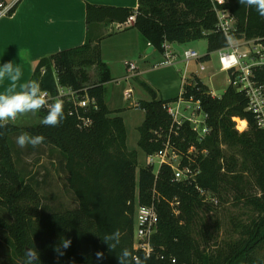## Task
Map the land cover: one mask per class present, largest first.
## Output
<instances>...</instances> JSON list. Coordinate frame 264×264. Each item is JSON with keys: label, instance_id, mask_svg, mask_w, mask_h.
<instances>
[{"label": "trees", "instance_id": "16d2710c", "mask_svg": "<svg viewBox=\"0 0 264 264\" xmlns=\"http://www.w3.org/2000/svg\"><path fill=\"white\" fill-rule=\"evenodd\" d=\"M228 2L226 7L236 19L232 37L264 38V17L238 0ZM0 5L7 6L3 0ZM17 7L18 3L7 15L12 16ZM137 11L133 26L143 46L151 45L160 53L165 42L187 44L206 39L208 54L201 61L207 62L212 53L228 45L217 31L211 0H138ZM133 12L88 4V30L92 24L124 23ZM90 35L82 46L42 58L30 80L39 81L42 90L53 94L58 83L79 92V99L88 95L94 102L83 108L64 101L65 118L54 128H20L10 122L0 128V209L11 218L0 219V227L9 236L14 257L29 264L27 249H37L40 259L35 264H118V256L123 264H264V130L247 111L246 95L229 86L221 98H214L194 77L186 86V97L201 102L212 132L199 143L187 122L174 142L183 153L191 146L196 148L184 163L198 170V175L190 182L175 181L169 167L163 166L156 176L151 166H145L137 179L138 153L127 148V131L119 116L123 110L112 111L107 106V85L113 79L102 60L100 39L95 41ZM257 76L264 83V72ZM142 85L152 100L137 105L145 113L138 128V147L150 156L163 147L164 139L156 133H168L171 118L164 105L175 99L163 100L149 84ZM39 114L44 117L47 109ZM235 118L247 121L248 130L238 132ZM87 120L91 124L85 126ZM22 132L44 135L42 146L60 153L77 208L52 213L42 210L36 184L26 178L15 158L13 137ZM233 190L234 206L247 210V221L233 218L239 234L233 244L226 243L225 249L211 246L214 235L201 212L214 211V198L227 201ZM137 205H154L159 216L158 231L152 238L154 255L140 256L138 262L133 249ZM117 229L119 236L110 241L115 250L109 251L104 236ZM62 236L72 244L61 249L65 254L58 257L53 248ZM97 252L103 253V259L97 261Z\"/></svg>", "mask_w": 264, "mask_h": 264}, {"label": "rangeland", "instance_id": "374dc122", "mask_svg": "<svg viewBox=\"0 0 264 264\" xmlns=\"http://www.w3.org/2000/svg\"><path fill=\"white\" fill-rule=\"evenodd\" d=\"M91 37L95 41L99 40L102 36L100 33V26L92 24L90 27ZM98 33V39L95 38ZM136 33V32H134ZM124 42L112 39L105 43L106 54H102V60L105 59L111 64V75L113 81L108 84V106L112 110H123L121 117H123L124 124L127 131V148L130 151H137L138 153V169L139 171L147 164L146 154L138 147L139 132L138 128L142 125L145 119V113L137 107L131 106L132 102L138 101H151L152 96L144 89L142 83L146 82L157 92L158 97H171L178 94V88L181 84V79L185 74L186 63L184 62L183 53L188 49L197 51L200 56L208 54V41L202 39L196 42L187 44H173L176 49V63L171 66H160L163 56L160 52L156 51L152 55L146 54L141 49V54L138 50L122 47ZM130 48V49H129ZM137 52L133 55L132 51ZM127 63H134L141 72L139 79H134L130 83H126V66ZM200 63L191 62L189 70L195 71L201 78L202 82L206 84L210 92L214 93L217 97H222L229 87V75L220 71L219 55L217 52L211 54V60L203 62L206 71H200ZM159 65V66H158ZM155 66H157L155 68ZM189 74V73H188ZM116 79V80H115ZM132 90V98L126 102L125 93ZM181 91V90H180ZM179 91V94H180ZM189 115V111L187 112ZM39 112L34 116L31 113L19 116L15 121H9L13 125L20 128L39 126L40 119ZM236 123V130L240 133L248 130L247 121L234 119ZM241 122L246 123V128H243ZM16 136L13 137L15 158L18 167L24 172L28 180H33L36 184L37 190L42 198V210L47 213L66 211L77 208L78 202L72 192L69 190L67 182V174L63 171L62 158L60 153L46 146H38L33 148L28 146L20 148L16 144ZM156 166L155 169H157ZM253 180L251 179V182ZM253 187V183H252ZM255 192V190H253ZM230 194L227 201H219L214 198V211L204 209L201 213L204 217L207 226L214 235V240L210 245H218L220 248L226 247V243L233 244L238 238V231L234 229L233 218L247 221V215L243 206H234L232 200L234 197ZM0 219L10 221L11 218L8 213L0 209ZM214 221L217 224L214 225ZM235 222V221H234ZM0 264H24L22 261L16 259L13 255L9 236L4 229L0 227Z\"/></svg>", "mask_w": 264, "mask_h": 264}, {"label": "built area", "instance_id": "2783aa9c", "mask_svg": "<svg viewBox=\"0 0 264 264\" xmlns=\"http://www.w3.org/2000/svg\"><path fill=\"white\" fill-rule=\"evenodd\" d=\"M213 10L217 18V31L226 37L228 45L217 51L219 55L220 71L229 75V86H233L239 92H243L248 98L247 111L252 113L256 119L259 129L264 130V83L258 79V72H264V38L248 39L245 37L234 39L232 36L236 32V19L231 11L226 7L228 0H211ZM11 7L0 5V16L7 15ZM138 11L134 10L133 14L126 22L117 25V29H124L134 25ZM164 61L160 66L174 65L176 56L173 53L171 44L165 42L162 46ZM184 62L186 63L183 85L179 96L173 101L166 103L164 109L171 118V127L165 136L162 132H157L158 138L164 139L162 149L154 155L146 156V166H151L154 173L158 176L163 166L169 167L174 175L175 181L190 182L198 175V170H193L190 164L184 163V158H191L190 155L196 152V148L191 146L186 153H183L177 146L174 139L180 134L181 128L185 123H190L191 129L197 135V141L202 143L212 132L207 124V114L203 111L201 102L195 100L194 96L186 97V86L189 85L187 73L191 62L200 63V71H206V67L200 62L202 56L193 50L188 49L183 53ZM128 68V79L136 77L137 66L134 63H125ZM159 66V65H158ZM157 66H155L156 68ZM44 73V71H43ZM47 92V99L50 103L60 99L63 102L69 101L76 106L86 108L94 101L89 99L88 95L79 99L77 91L62 87L57 83L56 93ZM127 100L132 98V90L126 92ZM214 98H221L210 92ZM189 111V115L187 112ZM91 124V121H85V126ZM156 166H158L157 169ZM159 216L156 208L153 206L137 205L134 218V244L135 261L140 260V256L152 258L155 248L152 245V238L158 231ZM164 259V256H157ZM175 263V260L172 259Z\"/></svg>", "mask_w": 264, "mask_h": 264}, {"label": "crops", "instance_id": "0c3cea01", "mask_svg": "<svg viewBox=\"0 0 264 264\" xmlns=\"http://www.w3.org/2000/svg\"><path fill=\"white\" fill-rule=\"evenodd\" d=\"M3 1L8 7H12L18 3V7L12 16H0V66L9 61L20 64L22 67V76L20 81L16 82V88L31 79L35 67L42 58L82 46L85 43L87 34H91V31L88 30L86 21V11L88 4L97 7L127 8L132 10L137 9L138 6V0ZM118 24L120 23L109 24L103 22L97 24L100 26V33L102 34L100 38L102 54L107 51L105 48V43L112 39L118 40V42H124L125 45H122V47L128 48V45H130L131 49H137L139 55L141 54V49H143L144 52L147 51L149 45L146 47L143 46L141 37L138 31L134 28L133 24L124 29H117ZM95 38L98 39V33L96 34ZM171 47L173 53L176 56L177 51L174 49L173 44H171ZM133 50H131L133 52L132 54L135 55L137 52H134ZM154 52H156L155 49L148 55H152ZM160 54L163 56L162 53ZM200 62L202 61L200 60ZM105 63L108 65L111 71L110 62L105 59ZM188 73V83H190L194 77H197L201 80L195 71L190 72L189 70ZM137 74L138 75L134 79H139L141 77L139 68L137 70ZM128 76L129 73L126 66V75L124 78L127 84L133 80L132 78L128 79ZM182 85L183 78L181 79V84L179 85L177 95L160 98L163 100L176 99L179 96V91L182 89ZM204 85L206 86V84ZM5 90L9 92L15 91L11 80L7 77L2 83H0V92ZM125 99L126 102L130 101L127 100V98ZM138 102H132L131 106L137 107ZM119 116H121V114H119Z\"/></svg>", "mask_w": 264, "mask_h": 264}, {"label": "clouds", "instance_id": "9594fccd", "mask_svg": "<svg viewBox=\"0 0 264 264\" xmlns=\"http://www.w3.org/2000/svg\"><path fill=\"white\" fill-rule=\"evenodd\" d=\"M238 3L248 8H254L260 16L264 17V0H238ZM21 76L22 67L20 64L9 61L0 66V83L7 77L11 80L13 88H15V91L9 92L5 90L0 92V128H3L9 121H15L19 116L29 113L35 116L42 109H47V114L40 119V124L53 128L59 126L65 118L63 101L56 99L48 107L47 92L42 90L41 83L35 79L28 80L16 88V82L20 81ZM44 142V135H32L28 132H22L16 137V144L20 148L28 146L36 148ZM118 236V229L114 233L104 236V241L108 243L109 251L115 250V244L110 243V241ZM71 244V239L62 236L59 244L54 246L53 251L57 253L58 257L62 256L65 253L61 249L66 250ZM125 252L129 254L127 250ZM37 253H39L37 249L35 252L30 251L29 264H35L36 260L40 259V254L38 256ZM96 259L97 261L103 259V253L97 252ZM117 260L118 264H123L119 256Z\"/></svg>", "mask_w": 264, "mask_h": 264}, {"label": "water", "instance_id": "95a60500", "mask_svg": "<svg viewBox=\"0 0 264 264\" xmlns=\"http://www.w3.org/2000/svg\"><path fill=\"white\" fill-rule=\"evenodd\" d=\"M153 50H154V47L149 45V47H148L146 52H147V54H150ZM30 251H31L30 249H27L28 255L30 254Z\"/></svg>", "mask_w": 264, "mask_h": 264}, {"label": "bare ground", "instance_id": "6f19581e", "mask_svg": "<svg viewBox=\"0 0 264 264\" xmlns=\"http://www.w3.org/2000/svg\"><path fill=\"white\" fill-rule=\"evenodd\" d=\"M241 125L243 128H246V123L245 122H241Z\"/></svg>", "mask_w": 264, "mask_h": 264}]
</instances>
